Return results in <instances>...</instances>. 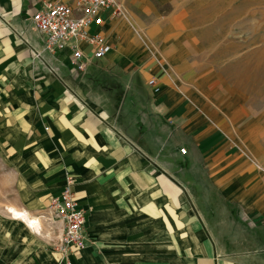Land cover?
<instances>
[{
  "label": "crops",
  "instance_id": "0c3cea01",
  "mask_svg": "<svg viewBox=\"0 0 264 264\" xmlns=\"http://www.w3.org/2000/svg\"><path fill=\"white\" fill-rule=\"evenodd\" d=\"M43 1L0 0V264H69L48 209L68 181L88 238L70 264H264V130L210 99L175 21L122 0L80 70L46 50Z\"/></svg>",
  "mask_w": 264,
  "mask_h": 264
},
{
  "label": "rangeland",
  "instance_id": "374dc122",
  "mask_svg": "<svg viewBox=\"0 0 264 264\" xmlns=\"http://www.w3.org/2000/svg\"><path fill=\"white\" fill-rule=\"evenodd\" d=\"M145 3L147 22L152 14L173 19L186 37L210 99L235 114L238 124L257 120L255 129L264 130V0Z\"/></svg>",
  "mask_w": 264,
  "mask_h": 264
},
{
  "label": "built area",
  "instance_id": "2783aa9c",
  "mask_svg": "<svg viewBox=\"0 0 264 264\" xmlns=\"http://www.w3.org/2000/svg\"><path fill=\"white\" fill-rule=\"evenodd\" d=\"M108 8H113L116 16L125 13L122 0H44L33 15V20L44 36L46 50L57 52L68 45L72 50L73 63L78 69L84 70V43L94 49L97 57L104 56L107 51L105 36L91 27L93 23H103L101 13ZM36 54L40 55L39 52ZM155 82V79L150 80V84L154 85ZM159 90L157 87L156 91ZM48 209L51 219L59 220L63 224V234L55 249L70 264V255H78L88 240L86 213L78 206L70 181L63 187L61 194L50 197Z\"/></svg>",
  "mask_w": 264,
  "mask_h": 264
},
{
  "label": "bare ground",
  "instance_id": "6f19581e",
  "mask_svg": "<svg viewBox=\"0 0 264 264\" xmlns=\"http://www.w3.org/2000/svg\"><path fill=\"white\" fill-rule=\"evenodd\" d=\"M11 212H13L14 215L20 217V218H24L26 219L29 223H31L33 226L37 227L38 228V225L40 224L39 221L37 220H30L29 221V217H28V214L25 213V212H20V211H17L15 208L11 207L10 208Z\"/></svg>",
  "mask_w": 264,
  "mask_h": 264
}]
</instances>
